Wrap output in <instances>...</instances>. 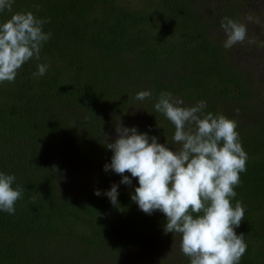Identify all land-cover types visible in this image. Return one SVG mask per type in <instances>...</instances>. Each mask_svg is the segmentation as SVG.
I'll use <instances>...</instances> for the list:
<instances>
[{
    "label": "trees",
    "instance_id": "1",
    "mask_svg": "<svg viewBox=\"0 0 264 264\" xmlns=\"http://www.w3.org/2000/svg\"><path fill=\"white\" fill-rule=\"evenodd\" d=\"M153 2L146 12L116 0H14L12 13H0V23L15 12L50 18L43 30L52 33L39 60L0 84V173L24 189L14 215L0 211V264H147L149 254L163 262L170 244L185 258L179 264H189L181 237L164 231L166 217L145 214L131 200L138 180L125 173L132 185H124L104 170L113 155L106 143L118 138L117 122L129 126L132 109L140 118L129 128L179 146L174 126L154 109L161 92L185 107L203 101L204 114L236 121L248 157L232 200L245 208L235 229L247 244L240 264H264V124L253 132L223 107L245 99V79L226 54L221 28L224 17H239L237 8L233 0ZM39 64L49 67L37 78ZM140 91L152 97L136 101ZM113 184L117 206L104 195Z\"/></svg>",
    "mask_w": 264,
    "mask_h": 264
},
{
    "label": "clouds",
    "instance_id": "2",
    "mask_svg": "<svg viewBox=\"0 0 264 264\" xmlns=\"http://www.w3.org/2000/svg\"><path fill=\"white\" fill-rule=\"evenodd\" d=\"M14 0H0V13L13 11ZM50 18H37L33 12H15L0 23V84L13 83L22 66L35 58L52 36L43 26ZM231 48L246 39L247 28L242 23L224 17L221 22ZM48 65H37L34 77H42ZM152 97L151 91H140L134 99L143 102ZM182 99L170 92H161L154 104L173 126L172 149L158 143L155 136L138 133L117 122L118 138L106 143L113 155L105 172L111 170L122 176L121 184L131 186L138 180L131 200L145 214L159 211L166 217L165 233L178 234L180 251L189 264H240L246 253L244 235H237L245 215L240 201L233 206L235 189L240 185V174L246 172L247 153L236 131L235 120L224 115L204 114L206 103L185 107ZM238 111V110H237ZM107 139V138H106ZM14 175L0 173V211L15 214V205L22 199L24 189L13 187ZM100 196L99 190L94 193ZM118 205V185L104 193Z\"/></svg>",
    "mask_w": 264,
    "mask_h": 264
},
{
    "label": "rangeland",
    "instance_id": "3",
    "mask_svg": "<svg viewBox=\"0 0 264 264\" xmlns=\"http://www.w3.org/2000/svg\"><path fill=\"white\" fill-rule=\"evenodd\" d=\"M116 1L125 4L130 8H144L146 9V12L153 11L155 5L153 2L154 0ZM240 1L241 2L237 4V0H233V3L231 4L232 7L237 8L234 10L236 11V14H239V17H235V21L237 23L244 24L248 28L250 25L252 27H255L258 24L259 25L255 28V30L247 32V39L244 40L243 43H238L235 45L236 47H231L230 52L227 49L226 54L231 60H233V64L239 68L243 79H245V99L243 101L240 100L241 103L237 100H229L223 107L227 109L228 114H230L231 117L237 119L244 117L243 120L245 123L252 128L253 132L256 131L258 133L260 129H256L255 127L259 123L264 124V0ZM245 45H247L246 52H241L239 54L237 52L238 46ZM135 110L136 109H132L130 112L131 119L130 122H127L129 125L127 128L134 125V123L136 125L137 120L140 118L139 113H136ZM235 112H237V114H235ZM177 148H179L177 145L172 147L174 150ZM168 249H165L166 253L162 252V255H164L163 262L160 261V258H150L149 254L147 264H179V260L184 257L176 254V248H174L173 244H170ZM174 254H176V256H174ZM115 264L125 263L116 261Z\"/></svg>",
    "mask_w": 264,
    "mask_h": 264
}]
</instances>
